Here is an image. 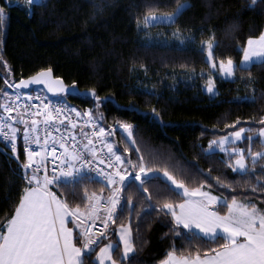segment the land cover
Wrapping results in <instances>:
<instances>
[{"label": "snow or ice", "instance_id": "snow-or-ice-1", "mask_svg": "<svg viewBox=\"0 0 264 264\" xmlns=\"http://www.w3.org/2000/svg\"><path fill=\"white\" fill-rule=\"evenodd\" d=\"M25 3L29 15L33 8L47 6L43 0ZM257 3L264 0H251V6ZM189 7L188 0H175L174 6L144 0L135 17L137 30L151 38L152 29L175 26L171 36L181 45L198 44L206 65L199 78L210 95L216 94L217 73L252 87V68L264 66V30L247 37L237 63L231 56L217 55L214 31L201 30L198 38L179 25ZM5 19L6 6L0 4V27ZM237 28L234 22L226 34ZM3 69L0 140L10 147L25 186L10 216L0 223V264H139L136 234L153 212L170 217L173 239L187 245H173L158 264H264V195H255L264 194V114L238 116L224 124L227 132L214 131L207 147L200 146L206 160H215L238 179L226 172L213 176L212 167L205 171L191 163L177 172L162 154L141 146L133 122H107L101 109L115 103L111 96L90 87L84 95L93 105L81 111L45 94H65L66 100L69 93L51 68L18 81L6 61ZM237 73H247V78ZM196 75L192 67L190 79ZM40 85L35 93L24 91ZM260 100L264 92L258 97L253 88L251 95L237 96L234 102L255 105ZM118 109L138 112L131 100ZM151 111L160 117L154 106ZM21 136L23 159L17 150Z\"/></svg>", "mask_w": 264, "mask_h": 264}, {"label": "trees", "instance_id": "trees-1", "mask_svg": "<svg viewBox=\"0 0 264 264\" xmlns=\"http://www.w3.org/2000/svg\"><path fill=\"white\" fill-rule=\"evenodd\" d=\"M15 1L0 0L6 6V19L0 27V77L4 75V61L17 81L51 68L54 77H60L67 87L76 81L75 89L79 90L67 95L66 100L63 95L52 100L61 99L83 111L93 105L84 93L95 87L99 95L111 96L115 101L101 109L107 122H114V118L133 122L141 146L162 154L177 172L191 163L205 171L212 167L213 176L226 172L230 178L238 179L215 160H206L200 146L207 147L214 131L227 132L224 124L238 116L247 118L257 111L264 114V100L255 105L234 102L237 96L251 95L253 88L258 97L264 92V66L257 64L252 68V87L216 74V94L209 97L203 91L204 81L199 78L206 65L198 44L181 45L171 36L175 26L152 29L151 38L137 30L135 17L143 9L144 0H43L47 6L33 8L31 15L28 5H23L22 0ZM157 2L175 4V0ZM188 3L190 7L179 17V25L194 31L198 38L201 30L205 34L214 31L219 42L217 55L231 56L237 63L243 42L264 29V4L251 6V0H188ZM234 22L238 28L233 34H226ZM183 64L189 67L181 68ZM192 67L197 75L190 79ZM240 75L247 78V73H237ZM0 87H4L3 79ZM149 90L156 94H144ZM130 100L137 113L118 109ZM153 106L160 112L159 118L152 113ZM23 145L21 136L17 141L21 159ZM24 186L18 162L0 140V223L10 216ZM169 221L170 217L155 212L144 217L136 234L135 259L139 264H158L173 245L187 247L183 240L173 239ZM135 223L133 218L134 228Z\"/></svg>", "mask_w": 264, "mask_h": 264}, {"label": "water", "instance_id": "water-1", "mask_svg": "<svg viewBox=\"0 0 264 264\" xmlns=\"http://www.w3.org/2000/svg\"><path fill=\"white\" fill-rule=\"evenodd\" d=\"M34 87H43L42 85H40V86H30V88L29 89H32V88H34ZM68 89H69V93L67 94V95H70V94H77L78 92L76 91V89L75 88H73V87H67ZM26 90H28V89H26ZM45 92H46V90H45ZM47 93V92H46ZM48 95H50V96H58V95H63V96H65V94H53V93H47Z\"/></svg>", "mask_w": 264, "mask_h": 264}, {"label": "rangeland", "instance_id": "rangeland-1", "mask_svg": "<svg viewBox=\"0 0 264 264\" xmlns=\"http://www.w3.org/2000/svg\"><path fill=\"white\" fill-rule=\"evenodd\" d=\"M12 1L16 3L15 0H12ZM22 1H23V5H27V4L25 3L24 0H22ZM217 76L220 77V76H219V73H217ZM220 78H221V77H220ZM34 88H41V87H34ZM60 96H61V95H58V96H50V95H49V98H50V99H53V98H61ZM208 96H209V97H213V95H210V94H209Z\"/></svg>", "mask_w": 264, "mask_h": 264}, {"label": "built area", "instance_id": "built-area-1", "mask_svg": "<svg viewBox=\"0 0 264 264\" xmlns=\"http://www.w3.org/2000/svg\"><path fill=\"white\" fill-rule=\"evenodd\" d=\"M25 91H29V90H25ZM32 92H34L35 93V91H32ZM53 101H56V100H53ZM61 102H64V101H62V100H60ZM73 116H74V114H73ZM2 141V140H1ZM3 142V141H2ZM4 143V142H3ZM5 144V143H4ZM9 149H10V147L9 146H7ZM24 147H25V144H24ZM24 147H23V152H24ZM33 147H35L34 145H33ZM49 159H51V158H49ZM51 167H52V165L51 164H49V169H51Z\"/></svg>", "mask_w": 264, "mask_h": 264}, {"label": "crops", "instance_id": "crops-1", "mask_svg": "<svg viewBox=\"0 0 264 264\" xmlns=\"http://www.w3.org/2000/svg\"><path fill=\"white\" fill-rule=\"evenodd\" d=\"M264 30V29H263ZM207 95H209L205 90H203ZM214 96V95H213Z\"/></svg>", "mask_w": 264, "mask_h": 264}, {"label": "bare ground", "instance_id": "bare-ground-1", "mask_svg": "<svg viewBox=\"0 0 264 264\" xmlns=\"http://www.w3.org/2000/svg\"><path fill=\"white\" fill-rule=\"evenodd\" d=\"M25 1V0H24Z\"/></svg>", "mask_w": 264, "mask_h": 264}]
</instances>
